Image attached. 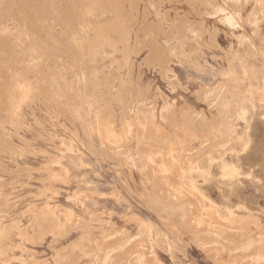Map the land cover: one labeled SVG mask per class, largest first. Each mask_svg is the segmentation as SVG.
<instances>
[{
  "label": "rangeland",
  "instance_id": "1",
  "mask_svg": "<svg viewBox=\"0 0 264 264\" xmlns=\"http://www.w3.org/2000/svg\"><path fill=\"white\" fill-rule=\"evenodd\" d=\"M83 1V9L80 13L84 16H88L91 8L95 6L99 11L104 10L106 14L93 15L92 12L97 13L96 9L90 13L91 16L89 14L92 20L90 24H79L77 27L79 32L76 31L74 37L70 36L78 48L73 45L71 38L65 39L72 42L71 47L75 49L73 56L78 58L76 68L78 69L81 64L83 70H87L89 62L83 59L85 55L80 51L83 48H86L87 52L91 51L89 41L95 43L94 40H97L99 50L96 52L93 49L88 53L87 59H94L93 63L99 72L98 84L93 88L87 84L85 92L87 97L98 106L96 123L98 133L95 138H90L82 122L73 113V107L86 103V99L73 85H70L74 68L68 65L63 66L66 68L58 78L62 88L59 89L61 95L50 90L39 96L40 89H38L35 93L39 97L31 93L27 100L21 103L22 119L18 121L13 118L6 122L7 124L4 123L3 129L0 128V136L4 133L2 140L0 137V216L2 215L0 226L4 230L1 231L3 234L0 236L2 239L0 264H76L73 261L81 250L87 255L86 264H95L101 255L104 256L103 260L98 264H108L112 254L116 255L128 246L130 249L136 247L137 250H132L134 252L132 254L124 253L123 258L115 261V264H264V8H262L264 0H245V2L236 0V4L239 5H234V1L231 3L232 0L227 4L224 0L229 7L222 2L223 0H214L217 3L211 0L210 2L208 0H175L174 2L173 0L172 2L138 0L137 11L131 8L132 0H123L125 8L128 9L126 11L134 16L130 25L122 24L121 21L117 23L123 28L121 30L126 32L125 35L110 33L107 38L104 36L98 39L91 31V27L104 30L105 27L110 26L107 20L118 15L122 16L125 9L120 4L121 0H107L104 5L101 0H96L98 2L94 3H89V0ZM240 1L242 7H239ZM211 3L213 5H210ZM194 4L198 6L194 7ZM219 7L226 11V15L235 18L234 29L226 23V20L223 21L226 15L219 12ZM251 13L254 15L251 16ZM144 14L148 23L153 24L148 31L143 22ZM213 14L217 15L214 17ZM11 18L6 19L1 27L8 26V35H5L3 40L9 44L10 52L1 58L0 78L6 73V81L12 80L10 78L14 76L13 78L21 81L22 84L24 82L27 83L26 86L30 84L33 86L32 82L35 78L42 77V73L47 74L55 64L52 58L54 53L46 48V43L52 37L48 36V40L45 35L40 37L34 34L32 37L34 46L30 48V53H24L19 39L21 37H17L20 36L19 29L22 23L17 18ZM188 20L192 23L190 24ZM177 21L180 26L177 25ZM63 22L61 25L65 23L67 27L70 25L69 22ZM154 25L161 27L162 35L158 34L159 28ZM69 27L71 29L72 26ZM213 28L219 30V35ZM186 29H191L192 37ZM201 32H204V35ZM167 34L168 44L165 40ZM44 37L48 41H45ZM108 39L112 42H108ZM243 39L255 44L260 53L252 54L249 43L247 41L245 43ZM80 43L83 45L81 46ZM155 43L168 52H165V57L169 60L170 71L163 70V73L161 70L164 62L158 58L154 59V56L149 54ZM91 53L96 55H94L96 59ZM68 54L70 55L67 53L66 56H69ZM197 60L199 66L195 68L192 62ZM84 63L88 64L87 67ZM243 67H246L247 71ZM222 69H224L223 75L215 80L214 75ZM89 74L87 79L95 77L94 72ZM224 82L228 83L231 91L229 93L231 104H228L225 114L219 117V110L213 103H219L217 98L219 92L216 89ZM40 84L44 86L45 83ZM212 90L216 92L212 93ZM209 92L214 96L208 95ZM208 96L212 97V100L208 98V101ZM214 97L217 99L215 100ZM205 100L208 101L206 104ZM173 107L177 109L174 110ZM187 109L188 111H185ZM190 109L196 111H192V114ZM165 111H169L168 116L163 114ZM125 112L131 118H128ZM184 112L186 116L192 114L195 118L199 115L198 120L204 122L202 129L181 126ZM138 113L142 117H137ZM174 113L178 118L172 119ZM1 115L5 116L4 112ZM170 118L173 121L176 119L172 121L173 124L170 123ZM126 122L131 124V138L128 139L123 138ZM221 122H224L223 125L220 124ZM141 123L145 126H141ZM149 124L152 125L151 128ZM107 127L108 129L113 127L115 131L112 129L108 132ZM141 127L146 128V131L141 130ZM173 127L177 129L179 127V130L175 128L177 133L174 132ZM212 127H217V131L211 130ZM141 131L146 132L148 137L140 133ZM143 136L146 138L145 142L140 140ZM8 138L11 140L10 145H8L10 142H6L9 141ZM154 142L160 143L159 147ZM145 143L147 144L144 145ZM109 145L114 148L119 145L120 148L113 149ZM147 147L152 151H147ZM140 149L145 152L143 151L142 154ZM159 151L166 152L156 155L160 153ZM146 152L152 154L149 155V159L146 157L148 155H145ZM137 154L141 158H146L142 161L146 162L147 166L143 165L144 163L139 165L142 161L137 159ZM128 159L132 164L128 163ZM152 164L160 166L164 172L173 171L174 176L179 180V182L173 180L167 186L169 195L175 192L179 196H184L187 207L191 210L192 219L187 227L175 226L171 212L161 211L160 203L151 196L152 181L143 173V169L151 168L154 166ZM146 198L149 200H145ZM147 205H151L152 210ZM84 208L101 216H96L92 220L88 213H83ZM46 213L52 219L55 218V221L48 218ZM5 215H8L6 219ZM80 216L97 230H93V236L90 237L85 230L78 228L81 222ZM50 220L52 221L49 222ZM52 223L57 225L53 226ZM183 223L186 225L185 220ZM195 226L199 228L198 231L195 230ZM121 237L125 239L117 243V239ZM193 238L197 241L192 240ZM79 239L83 242H78ZM112 239L117 241L114 243ZM176 239L180 242L178 246L175 244ZM205 248L209 251H205ZM152 249L159 261L153 259ZM147 250L149 251L145 254H149L148 257L144 255V251ZM209 252L216 253V257L210 260ZM60 253L64 254L60 255ZM71 255L73 258L70 257Z\"/></svg>",
  "mask_w": 264,
  "mask_h": 264
},
{
  "label": "bare ground",
  "instance_id": "2",
  "mask_svg": "<svg viewBox=\"0 0 264 264\" xmlns=\"http://www.w3.org/2000/svg\"><path fill=\"white\" fill-rule=\"evenodd\" d=\"M96 0H89V3H94ZM109 1H116V0H109ZM137 1L138 0H132V1H130V3H131V8H132V10H134V11H137V9H138V6L137 5H139L138 3H137ZM175 0H173V2H174ZM177 1H179V0H177ZM193 1V0H192ZM203 1V0H202ZM209 1V0H208ZM212 1H214V0H211V2ZM218 1V0H217ZM226 1V3L228 4L229 3V0H228V2H227V0H225ZM233 1H234V5H239V4H236V0H232V2H231V0H230V2L231 3H233ZM253 1V0H252ZM251 1V2H252ZM96 2H98V1H96ZM101 2H102V4L104 5L105 4V2H107V0H101ZM120 2V1H119ZM124 1L123 0H121V2H120V4H121V6L125 9V11L122 13V16L121 15H118L117 17H115V18H110L109 19V21L107 20V18H106V20H107V22H108V24L110 25V26H108V27H105V29L104 30H99V28L97 27V29H95V28H93V27H91V31H93L95 34L94 35H96V38L98 39V38H104V36H106V38H107V36L110 34V33H116V34H119V35H121V36H123V35H125V31H123V30H121V29H123V28H120V24H117L119 21H121V23L122 24H125V25H130V23H131V21L133 20V14L131 13L130 14V12H127L126 10H128V9H126L125 8V6H124V3H123ZM141 2H143V1H141ZM170 2H172L171 0H170ZM199 2V1H198ZM210 2V1H209ZM209 2H208V4H209ZM215 2V1H214ZM226 6H228L225 2H224V0L222 1ZM244 2H245V0H244ZM250 2V3H251ZM258 2V1H257ZM64 3V4H63ZM113 3H115V2H113ZM179 3V2H178ZM215 3H217V2H215ZM214 3V4H215ZM237 3H238V1H237ZM246 3H248V2H246ZM249 3V4H250ZM260 3V2H259ZM261 3H262V1H261ZM83 4H84V1L83 0H0V61H1V58H4L5 56H4V54H6V53H9L10 52V48L8 47V43H7V41H4L3 39H5L4 37H5V35H8L7 33H8V26H7V28H6V26L5 27H3V28H1L4 24H5V21H6V19H8V18H11V17H14V18H17V20H20L21 21V23H22V27H21V29H19L20 30V36H17V37H21V38H19L21 41V43H22V50H23V52L24 53H30V48H32V46H34V43H33V40H32V37H33V35L34 34H37V35H39L40 37L41 36H46L47 38H48V40H49V37L48 36H51L52 37V39H50L49 41L47 40V39H45V37H44V39H45V41H48L47 43H46V48H47V50L48 51H50V52H52V53H54V54H52V58H53V60H55V64H54V66H52L50 69H49V74L47 73V74H43L42 73V77H37V78H35V80H34V82H32V84H33V86H26V84L27 83H24L23 82V84H25V85H23L22 84V82L21 81H17L15 78H13L12 76V78H10V79H12V80H10V81H6L7 79H5L6 78V76L5 75H7L6 73H5V75L3 74V76L1 77L2 78V81H0V100H2V102H0V103H3V104H0V128H4V123L5 124H7L6 122H9V121H11L13 118H15V119H17L18 121H20L21 119H22V111H21V103L22 102H24L25 100H27V98H28V96L31 94V93H35V91H38V89H40V94H38L39 96H41L42 94H44V92L46 93L47 91H55V92H57L59 95H61L60 94V88H61V86L59 85V83H58V78H59V76H61V73H62V70H65L64 68H66V67H63V66H66V65H68V66H70V67H73L74 69L72 70V72H73V74H74V76H73V79H72V81H70L71 83H70V85L72 86L73 85V87L74 88H76L77 89V91H79L80 93H82V96L86 99V103H80L79 105H76L75 107H73V113H74V115L77 117V119H79L81 122H82V124L84 125V127H85V130H86V132H87V134H88V136L90 137V138H95V136H97V133H98V128H97V126H96V123H97V118H98V112H97V109H98V106H97V103L96 104H94L93 102L94 101H92V100H90L89 99V97H87V93L85 92L86 91V87H87V84H89V86L90 87H96L97 86V84H98V82H97V75H98V69L96 68V66L94 65V59H91V60H88L87 59V57H89L88 55V53H90V52H92V50L94 49L96 52H97V50H99V49H97V44H96V41L97 40H94L95 41V43H92V41H89V43H91L90 44V50L91 51H88L87 52V50H86V48L84 49L83 47V49H81V53L82 54H84L85 56H83V59H85L86 61H88L89 62V66L87 67V65L85 64L86 63V61H85V65H86V67H87V70H83L82 68H81V64L79 65V68L77 69L76 68V66L78 65L76 62L78 61V58H76L75 56H73V53H75V49L73 48V47H71V45H72V42H70L69 40H66L65 38H67V37H69V38H71L70 36H73V34L76 32V31H78V29H77V27H79V24L80 25H88V24H90V22L92 21L91 19H90V16H91V12L92 11H96V9H97V13H93L92 12V14L93 15H100V14H102V13H104V14H106L105 12H104V10H102V11H99V8L98 7H94V8H91V12H89V14H90V16H89V14H88V16H84L82 13H80V12H82V9H83ZM115 4H117V3H115ZM119 4V5H120ZM159 4H161V2L159 3ZM180 4V3H179ZM185 4H187V1H186V3ZM191 4V3H190ZM208 4L206 5V6H208ZM244 4V3H243ZM248 4V5H249ZM118 5V4H117ZM203 5V4H202ZM210 5H213L212 3L210 4ZM215 5H217V4H215ZM242 4H241V1H240V6L239 7H242L241 6ZM246 5V4H245ZM259 5V4H258ZM262 5H263V3H262ZM188 6V5H187ZM198 6V5H197ZM197 6H195V4H194V7H197ZM219 6V5H218ZM218 6H217V8H218ZM193 7V6H192ZM211 7V6H210ZM221 7V6H220ZM219 7V12L220 13H224L223 15H226L225 13H226V11L224 10V9H222V8H220ZM229 7V6H228ZM235 7H238V6H235ZM255 7H256V5H255ZM261 7V6H260ZM260 7H258V8H260ZM190 8V7H189ZM200 8H201V6H200ZM199 8V9H200ZM246 7H244V9H245ZM262 8H264V7H262ZM203 9V8H202ZM215 10H216V7L214 8ZM238 9V8H237ZM242 9V8H241ZM145 10V9H144ZM259 10H261V8L259 9ZM197 11V10H196ZM238 11H239V9H238ZM240 11H242V10H240ZM262 11V10H261ZM264 11V10H263ZM98 12H100V13H98ZM145 12H146V10H145ZM147 13V12H146ZM218 13V12H217ZM242 13V12H241ZM253 13V12H252ZM251 13V14H252ZM103 14V15H104ZM206 14V13H205ZM257 14H258V12H257ZM256 14V15H257ZM148 15V14H147ZM187 15V14H186ZM195 15V14H194ZM202 15V14H201ZM204 15V14H203ZM209 15V14H208ZM214 15V17H215V15H217V14H213ZM212 15V16H213ZM238 15H240L239 13H238ZM254 14H252L251 16H253ZM255 15V17H257ZM197 16V15H196ZM200 16V15H199ZM206 17H207V14L205 15ZM204 16V17H205ZM211 16V17H212ZM237 16V15H236ZM241 16V15H240ZM239 16V17H240ZM250 16V15H249ZM95 17V16H94ZM105 17V16H104ZM144 19H143V22H144V25L146 26V30L148 31V29L150 28V25H153V24H149L148 23V20H146L147 18V16H146V14H144ZM183 16H181V18H182ZM185 17V16H184ZM203 17V16H202ZM213 17V18H214ZM263 17H264V15H263ZM96 18V17H95ZM95 18H93V19H95ZM208 18H210V17H208ZM250 18V17H249ZM249 18H248V20H249ZM252 18V17H251ZM12 19V18H11ZM185 19V18H184ZM188 19V18H187ZM186 19V20H187ZM222 19V18H221ZM253 19H254V17H253ZM264 19V18H263ZM16 20V19H15ZM63 20H64V22L66 21V22H69V24L72 26L71 27V29H70V25H68V27L66 26V23H65V25H61V22H63ZM129 20V21H128ZM136 20V19H135ZM182 20V19H181ZM185 20V21H186ZM202 20V19H201ZM225 20H226V23H228L229 25H231V27H233V29L236 27L235 26V18L232 16V15H226V17L223 19V21L225 22ZM242 20H243V18H242ZM189 21V20H188ZM240 21H241V19H240ZM239 21V22H240ZM63 22V23H64ZM176 22V21H175ZM190 22V24L192 23V21H189ZM195 22V21H194ZM219 22H222V21H219ZM256 22V21H255ZM62 23V24H63ZM179 23H180V21H179ZM183 23V22H182ZM245 23V22H244ZM3 24V25H2ZM10 24V23H9ZM68 24V23H67ZM163 23H161V25H162ZM186 24H187V22H186ZM206 24V23H205ZM221 24V23H220ZM225 24V23H224ZM258 24V23H257ZM92 25V24H91ZM177 25H179L178 24V21H177ZM195 25V24H194ZM204 25V24H203ZM237 25V24H236ZM154 26H156V27H158L159 28V30H157L158 31V34L159 35H162L163 33V31H161L160 29H161V27H159V25H154ZM180 26V25H179ZM183 26V25H182ZM188 26H190L189 24H188ZM197 26V25H196ZM206 26V25H205ZM227 26V25H226ZM252 26V25H251ZM254 26H257V25H254ZM81 27V26H80ZM82 27H84V26H82ZM191 27V26H190ZM195 27V26H194ZM198 27H200V26H198ZM214 27V26H213ZM110 28V30L108 31V29ZM181 28V27H180ZM196 28V27H195ZM201 28V27H200ZM203 28V27H202ZM238 28V27H237ZM85 29V28H84ZM154 29H155V27H154ZM162 30H164V29H162ZM193 30H195V29H193ZM203 30H205V28L203 29ZM208 30V29H207ZM210 30V29H209ZM213 30H214V28H213ZM11 31V30H10ZM169 31V30H168ZM182 31V30H181ZM200 31V30H199ZM215 32L217 31V30H214ZM13 32V31H12ZM79 32V31H78ZM80 32H81V28H80ZM83 32H84V30H83ZM186 32H188L189 34H190V32H192L191 31V29L189 30H187L186 29ZM207 32V31H206ZM219 32V30L217 31V33ZM169 33V32H168ZM184 33V32H183ZM183 33H182V35H183ZM188 33H186V34H188ZM202 33V32H201ZM208 33H210V32H208ZM214 33V32H213ZM216 33V34H217ZM12 34V33H11ZM77 34V33H76ZM147 34V33H146ZM193 33H191L190 34V36L192 35ZM78 35V34H77ZM76 35V36H77ZM169 35H170V33H169ZM168 34L166 35L167 37L169 36ZM182 35H180L179 34V36H182ZM196 35H198V33L196 32ZM195 35V36H196ZM202 35H204V32L202 33ZM205 35H207V34H205ZM214 35H215V33H214ZM218 35H219V33H218ZM226 35V34H225ZM74 36H75V34H74ZM73 36V37H74ZM195 36H193V37H195ZM227 36V35H226ZM234 36V35H233ZM16 37V36H15ZM50 37V38H51ZM158 37V36H157ZM166 37V38H167ZM192 37V36H191ZM197 37V36H196ZM195 37V38H196ZM198 37H199V35H198ZM217 37V36H216ZM239 37H240V35H239ZM14 38V37H13ZM80 38V37H79ZM105 38V39H106ZM123 38H125V37H123ZM159 38V37H158ZM165 38V40H166V44H168V42H169V37L166 39ZM183 38V37H182ZM186 38V37H185ZM194 38V39H195ZM213 38V37H212ZM241 38H243V37H241ZM179 39H181V38H179ZM196 39H198V38H196ZM201 39V38H200ZM203 39V38H202ZM201 39V40H202ZM215 39H217V38H215ZM240 39V38H239ZM10 40V39H9ZM13 40V39H12ZM16 40H18V39H16ZM71 41H73L72 40V38L70 39ZM100 40V39H99ZM98 40V41H99ZM103 40V39H102ZM172 40V38H171V36H170V41ZM201 40H199L200 42H201ZM212 40V39H211ZM231 40H232V38H231ZM244 40V39H243ZM242 40V41H243ZM19 41V40H18ZM107 40H105V42H106ZM215 41V40H214ZM217 41V40H216ZM241 41V40H240ZM245 41V43H247L248 41H250V40H244ZM247 41V42H246ZM101 42V41H100ZM108 42H112V41H110V39H108ZM155 42H156V40H155ZM71 43V44H70ZM154 43V42H153ZM191 43H192V41H191ZM249 43V42H248ZM40 43H38V45H39ZM44 44V43H43ZM81 44V46L83 45L82 43H80ZM87 44V43H86ZM73 45H75L76 46V44L74 43V41H73ZM110 45V44H109ZM198 45L199 46H201L200 45V43H198ZM208 45V44H207ZM37 46V45H36ZM41 46H43V45H41ZM79 46V45H78ZM183 46H185V45H183ZM45 47V46H44ZM77 47V46H76ZM191 47H193V46H191ZM191 47H190V49H191ZM78 48V47H77ZM99 48V47H98ZM101 48V47H100ZM173 48V47H172ZM200 48H202V47H200ZM45 49V48H44ZM80 49V48H79ZM207 49V48H206ZM78 50V49H77ZM88 50H89V48H88ZM172 50V49H171ZM176 50V49H175ZM183 50V52H184V49H182ZM196 50V49H195ZM249 50H250V52L252 53V54H257V53H260V51H259V49L257 48V46L255 45V44H252V43H249ZM178 51V50H177ZM150 53V55L152 54V56H154V59L155 58H158V59H160V60H162L163 62H164V64L162 63V65H161V63H160V65L162 66V70L161 71H163V70H166V71H170L171 69H170V65H169V60H168V58H166L165 56V52L166 53H168L167 51H164V48H162V46H160V45H158V44H154L153 46H152V48H151V51H149ZM183 52H182V55H183ZM196 52V51H195ZM195 52H192V53H195ZM198 52V51H197ZM18 53H19V51H18ZM21 53V52H20ZM67 53H70V55L72 54V56H70L69 54V56H66V54ZM85 53H87V54H85ZM185 53V52H184ZM192 53H190V54H192ZM199 53H201V51L199 52ZM36 54V53H35ZM78 54V53H77ZM97 54V53H96ZM148 54V56H150ZM190 54H188L189 55V59L191 60V58H190ZM197 54V53H196ZM20 55V54H19ZM79 55V54H78ZM91 55L92 56H94L92 53H91ZM179 55H180V53H179ZM181 55V56H182ZM185 55V54H184ZM193 55V54H192ZM254 55H252V56H254ZM258 55V54H257ZM65 56V57H64ZM92 56H90V57H92ZM96 56V55H95ZM95 56H94V58H95ZM151 56V57H152ZM180 56V57H181ZM47 57V56H46ZM72 57V58H71ZM85 57V58H84ZM93 58V57H92ZM149 58V57H148ZM185 58V57H184ZM183 58V59H184ZM203 58V57H202ZM20 59V58H19ZM45 59V58H44ZM49 59V58H48ZM47 59V60H48ZM90 59V58H89ZM96 59V58H95ZM147 59V58H146ZM31 60V59H30ZM189 60V61H190ZM204 60H206V59H204ZM96 61V60H95ZM28 62V61H27ZM48 62V61H47ZM151 62H152V60H151ZM44 63V62H43ZM43 63H41V64H43ZM245 62H243V64H244ZM150 64H153V63H150ZM192 64L193 65H195V68H197L198 66H199V63H198V60L197 61H194V62H192ZM246 64V63H245ZM244 64V65H245ZM2 65V64H1ZM4 65V64H3ZM28 65V64H27ZM31 65V64H30ZM45 65V64H44ZM83 65V64H82ZM247 65V64H246ZM29 66V65H28ZM40 66H42L43 67V65H40ZM38 67V66H37ZM46 67V66H45ZM61 67V68H60ZM84 67V66H83ZM160 67V66H159ZM2 68V67H1ZM5 68H7V67H5ZM36 68V67H35ZM246 67H243V69L245 70V71H247L246 69H245ZM42 69V68H41ZM2 70V69H1ZM0 70V71H1ZM4 70V69H3ZM43 70H45V69H43ZM10 71V70H9ZM37 71V70H36ZM40 71V70H39ZM2 72V71H1ZM5 72V71H4ZM7 72V71H6ZM34 72H35V70H34ZM46 72V71H45ZM50 72H52L51 73V75H50ZM89 72L90 73H92V72H94V74H95V77H92V78H90L89 77V79H87V76H89L90 74H89ZM251 72V71H250ZM249 72V73H250ZM8 73V72H7ZM12 73H14V72H12ZM39 74H40V72H38ZM163 73H164V71H163ZM172 73V72H171ZM223 73H224V69H222L221 71H219V72H217L214 76H215V80H217V78H219V77H221L222 75H223ZM16 74V73H15ZM14 74V75H15ZM161 74V73H160ZM174 74V73H173ZM173 74H171V75H173ZM1 75V74H0ZM13 75V74H12ZM17 75H18V73H17ZM44 75V76H43ZM92 75V74H91ZM25 76V75H24ZM250 76V75H249ZM10 77V76H9ZM8 77V78H9ZM19 77V76H18ZM251 77H253V76H251ZM0 78V79H1ZM17 78V77H16ZM19 79H20V77H19ZM25 79V78H24ZM24 79H22V80H24ZM176 79V78H175ZM165 80H166V78H165ZM107 81V80H106ZM175 81V80H174ZM27 82V81H26ZM45 83L44 84V86H42V84H40V83ZM178 83V82H177ZM67 85H68V83H67ZM64 87V86H63ZM219 88H217L216 90L219 92L218 93V100H219V103H213L216 107H217V109L219 110V117L220 116H223L224 114H225V110L227 109V106H228V104L230 103L231 104V100H230V98H229V93H231V91H229V85H228V83L226 84L225 82L224 83H222V84H220V86H218ZM104 88V87H103ZM128 88V87H127ZM133 88V87H132ZM37 89V90H36ZM62 89V88H61ZM213 89V88H212ZM46 90V91H45ZM202 90V89H201ZM215 90V89H214ZM213 91V90H212ZM64 92V91H63ZM143 92V91H142ZM203 92V91H202ZM205 92V91H204ZM214 92H216V91H213L212 93H214ZM146 93V92H145ZM200 93H201V91H200ZM210 94H208V95H212V96H214V94H211V92H209ZM36 95H37V93H35ZM147 94V93H146ZM146 94H144V96L146 95ZM207 94V93H206ZM217 94V93H216ZM37 95V96H38ZM122 95V94H121ZM120 95V96H121ZM38 96V97H39ZM205 96H207V95H204V97ZM217 96V95H216ZM215 96V97H216ZM203 97V99H206V98H204ZM214 97V98H215ZM166 98V97H165ZM164 98V99H165ZM208 98H209V96L207 97V100H208ZM211 98V100H212V97H210ZM209 98V99H210ZM213 98V99H214ZM217 98H215V100L217 99ZM118 99H120V98H118ZM124 99V98H123ZM203 99H201V101H203ZM31 100V99H30ZM73 101V100H72ZM167 101H168V99H167ZM166 101V102H167ZM199 101H200V99H199ZM209 101V100H208ZM208 101H206L205 100V104H206V102H208ZM95 102H97V99H96V101ZM165 102V103H166ZM8 103H13V104H9L8 105ZM125 103V102H124ZM164 103V104H165ZM168 103V102H167ZM121 104H123V100H121ZM213 104H210V105H213ZM26 105V104H25ZM167 105V104H166ZM213 105V108H215V106ZM123 106V105H122ZM155 106V105H154ZM169 106V105H168ZM124 107V106H123ZM190 107V106H189ZM140 109H142V107H139ZM157 108V107H156ZM164 108V107H163ZM175 107H173V109H174ZM192 108V107H191ZM211 108V107H210ZM124 109V108H123ZM177 108H175L174 110H176ZM144 110V109H143ZM154 110V109H153ZM157 110V109H156ZM164 110V109H163ZM167 110H168V108H167ZM191 110V109H190ZM212 110V109H211ZM124 111V110H123ZM147 111H149V110H147ZM151 111V110H150ZM155 111V110H154ZM182 111V110H181ZM185 111H188V109L187 110H185ZM192 111H194V110H191L190 112L193 114V112ZM196 111V110H195ZM194 111V112H195ZM3 112H4V114H5V116H2L1 114H3ZM139 112H141V111H139ZM145 112V111H144ZM157 112V111H156ZM166 112V111H165ZM163 113V114H167L168 112H166V113ZM174 112V111H173ZM189 112V113H190ZM126 113V115L128 116V114H127V112H125ZM149 113V112H148ZM151 113H152V111H151ZM176 113V112H175ZM175 113H174V117H172V119L173 118H178L177 116H175ZM197 113V112H196ZM203 113V112H202ZM205 113V112H204ZM129 114H130V112H129ZM132 114V113H131ZM141 114V113H140ZM169 114H171V113H169ZM177 114V113H176ZM184 114H185V112H184ZM191 114V116H189V115H187L186 116V114L184 115V118H185V116L187 117V118H183V116H182V120H183V125L182 124H180L181 126H184V127H187V126H190V129H198V128H200L202 125L204 126V122H202V121H200V120H198V116H196V115H194V116H196L197 118H195V117H193V115ZM152 115V114H151ZM202 115V114H201ZM138 116H141V115H139V113H138V115H137V117ZM166 116H168V114L166 115ZM210 116H211V114H210ZM130 116H128V118H129ZM142 117V116H141ZM154 117V116H153ZM152 117V119H155V118H153ZM204 117V116H203ZM205 117H206V115H205ZM204 117V118H205ZM108 118V117H107ZM127 118V117H126ZM131 118V117H130ZM151 118V117H150ZM202 117H200V119H201ZM207 118V117H206ZM109 119H111V118H109ZM114 119V118H113ZM163 119V118H162ZM161 119V120H162ZM168 119V118H167ZM214 119V118H213ZM213 119H212V121H213ZM107 120V119H106ZM170 120V123H172V121L173 120H171V118L169 119ZM168 120V121H169ZM176 120V119H175ZM174 120V121H175ZM104 121V120H103ZM110 121V120H109ZM109 121H108V123H109ZM113 121V120H112ZM115 121V120H114ZM139 121V120H138ZM145 121H146V119H145ZM144 121V122H145ZM165 121H166V119H165ZM173 121V122H174ZM178 121V120H177ZM176 121V122H177ZM205 121H207V120H205ZM107 122V121H106ZM141 122H142V120H141ZM143 122V123H144ZM167 122V121H166ZM179 122V121H178ZM209 122V121H208ZM101 123H102V121H101ZM104 123V122H103ZM153 123V122H152ZM152 123H150V124H152ZM180 123V122H179ZM206 123V122H205ZM214 123V122H213ZM223 123L224 122H221L220 124L221 125H223ZM19 124H21V123H19ZM106 124V123H105ZM126 124V127H125V129H124V133H123V138H125V139H128V138H131V124H130V122H126L125 123ZM145 124V123H144ZM142 125V123H141V126H145V125ZM150 124H149V126H150ZM166 125H170L169 123L167 124V123H165ZM173 124V123H172ZM177 124V123H176ZM23 125V124H22ZM114 123H113V127H114ZM154 125H155V122H154ZM208 125H210V123H208ZM108 126V125H107ZM149 126H148V128H149ZM152 126V125H151ZM151 126H150V128H151ZM205 126L207 127V124H205ZM109 127V126H108ZM108 127H107V129H108ZM112 127V129H114ZM184 127H180V128H184ZM221 127V126H220ZM101 128V127H100ZM149 128V129H150ZM174 128V127H173ZM176 129H177V127H175ZM175 128H174V130H175ZM216 128L217 127H212L211 128V130H216ZM20 129V128H19ZM103 129H104V127H103ZM102 129V130H103ZM111 129V127H110V129H108V132H109V130H112ZM143 129V127H141V130ZM146 129V128H145ZM145 129H143V130H145ZM201 129H202V127H201ZM106 130V129H105ZM177 130H179V127H178V129ZM177 130H175L174 132H176L177 133ZM181 130V129H180ZM204 130V129H203ZM207 130V129H206ZM107 131V130H106ZM105 131V133L106 134H108L109 135V133H107ZM113 131H115V129L113 130ZM146 131V130H145ZM150 131V130H149ZM153 131H155V129L153 130ZM161 131V130H160ZM171 131H172V129H171ZM182 131V130H181ZM201 131V130H200ZM205 131V130H204ZM204 131H202V132H204ZM217 131V130H216ZM152 132V131H151ZM173 132V131H172ZM173 132V133H174ZM113 133V132H112ZM116 133H117V131H116ZM140 133H142V131L140 132ZM146 132H144V133H142L143 135L145 134ZM154 133V132H153ZM156 133H157V131H156ZM178 133H180V132H178ZM182 133H183V131H182ZM198 133V132H197ZM7 134V133H6ZM6 134H5V136H6ZM110 134H111V132H110ZM121 134V133H120ZM119 134V135H120ZM141 134V135H142ZM155 134V133H154ZM161 134V133H160ZM4 135V133L0 136L1 137V140H2V136ZM146 135V134H145ZM165 135V134H164ZM16 136V135H15ZM102 136H103V134H102ZM154 136V135H153ZM158 136H161V135H158ZM157 136V137H158ZM168 136V135H167ZM167 136H165V137H167ZM170 136H172V135H170ZM104 137V136H103ZM106 137L108 138V136L106 135ZM117 137V136H116ZM119 137V136H118ZM121 137V139H123L122 138V136H120ZM138 138H139V136H137ZM136 137V138H137ZM146 137H148V135H146ZM150 137H152V136H150ZM156 137V136H155ZM156 137V138H157ZM7 138V137H6ZM137 138V139H138ZM159 138V137H158ZM162 138V137H161ZM9 139V138H8ZM104 140H105V138H103ZM148 139H150V138H148ZM171 139H172V137H171ZM173 139H174V137H173ZM4 140H5V138H4ZM7 140V139H6ZM129 140H131V139H129ZM140 140H142L143 142H145L146 141V138L143 136V139H142V137H141V139ZM145 140V141H144ZM159 140V139H158ZM11 140L9 139V141H6V142H10ZM123 141V140H122ZM153 141V140H152ZM157 141V140H156ZM143 142H141V144L143 143ZM166 142V141H165ZM171 142V140L169 141V143ZM4 143V142H3ZM105 143H107V145H108V142L107 141H105ZM152 143V142H151ZM154 143H157V142H154ZM167 143V142H166ZM165 143V144H166ZM11 144V142L8 144V145H10ZM147 143H145L144 145H146ZM3 146H4V144H2ZM13 145V144H12ZM11 145V146H12ZM123 145V144H122ZM139 145H140V143H139ZM158 145H160V143L158 144L157 143V146ZM162 146H163V144H161ZM169 145V144H168ZM178 145V144H177ZM6 146V145H5ZM100 146H102V144L100 145ZM99 145H98V147H100ZM110 146V145H109ZM153 146H154V144H153ZM152 146V147H153ZM157 146H155V147H157ZM164 146H166V145H164ZM163 146V147H164ZM170 146H171V143H170ZM174 146H176V145H174ZM111 147V146H110ZM116 148H114L113 146L111 147V148H113V149H117V148H120V146L118 145V147L117 146H115ZM149 147H151V146H149ZM159 147V146H158ZM162 147V148H163ZM167 147V146H166ZM179 147V146H178ZM4 148H6V147H4ZM9 148V147H8ZM141 148H142V146H141ZM148 148V147H147ZM154 148V147H153ZM167 148H169V146L167 147ZM3 149V148H2ZM142 149H144V148H142ZM142 149H140V150H142ZM146 149V148H145ZM156 149V148H155ZM159 149V148H158ZM166 149V148H165ZM4 150V149H3ZM10 150V149H9ZM128 150V149H127ZM127 150L125 151V152H127ZM137 150H139V149H137ZM147 151H149V148L148 149H146ZM162 150V149H161ZM0 151H1V149H0ZM14 151V150H13ZM144 150H142V151H140L141 153L143 152ZM150 151H152V150H150ZM149 151V152H150ZM156 150H153V152H155ZM20 152V151H19ZM117 152V151H116ZM115 151H114V153H116ZM121 152V151H120ZM122 152H124V149L122 150ZM122 152H121V155H122ZM145 152V151H144ZM156 152H158V150L156 151ZM160 152V151H159ZM162 152H166V151H161L159 154L157 153L156 155H160ZM108 153V152H107ZM130 153V152H129ZM128 153V154H129ZM106 154V153H105ZM110 154H112V152H110ZM143 154V153H142ZM154 154V153H153ZM163 154V153H162ZM161 154V155H162ZM135 155V154H134ZM145 155H148V156H146V157H148V159H149V155H152V154H148L147 152L145 153ZM145 155H143V157H145ZM155 155V156H156ZM164 155H166V154H164ZM163 155V156H164ZM119 156V155H118ZM129 155H127V157H128ZM136 156H138V154L136 155ZM142 156V155H141ZM168 156H170V155H168ZM110 157H112V156H110ZM121 157H123V156H121ZM125 157V156H124ZM151 157V156H150ZM114 158V157H113ZM118 158V157H117ZM132 158V157H131ZM122 159V161H124L123 160V158H121ZM125 159V158H124ZM137 159H140V162L142 161V159H144V160H146V158H141V157H139L138 156V158ZM166 159H168V157H167V155H166ZM135 160H136V158H135ZM134 160V161H135ZM133 161V162H134ZM139 162V163H140ZM148 162V161H147ZM125 163H127V162H125ZM128 163H130V164H132L131 162H129V159H128ZM138 163V162H137ZM144 162L142 161L139 165H141V164H143ZM146 163V162H145ZM143 164V165H146V164ZM149 163V165H150V162H148ZM135 164V163H134ZM152 165H154V164H152ZM147 166V165H146ZM151 166V165H150ZM149 166V167H150ZM48 167V166H47ZM127 167V166H126ZM131 167V166H130ZM129 167V168H130ZM145 167V166H144ZM132 168H133V166H132ZM148 167H146V169H143V173L144 174H146L148 177L147 178H149V179H151L150 181H152V182H150L151 184L150 185H153L152 187H150L151 189L153 188V192H152V195L151 196H153V199L155 198V200H157L159 203H160V206H159V209L161 210V211H166V210H168L169 212H171V214H172V217H173V222H174V225L175 226H178V225H182V226H184V227H187V225L191 222V219H192V213H191V210L190 209H188V207H187V202H186V200L184 199V196H179V195H177V193H175V192H172L171 193V195H169V193H170V191H169V187L167 186L169 183H172L171 181H175V180H177L178 182H179V180L174 176V172L173 171H170V170H167L166 172H164V171H162L161 170V168H160V166H152L151 168H148ZM175 170V169H174ZM131 171V170H130ZM142 172H141V174H142ZM5 173V172H4ZM147 182H148V180H147ZM149 183V182H148ZM153 183V184H152ZM170 185V184H169ZM6 186V185H5ZM4 186V187H5ZM2 187V186H1ZM50 189V188H49ZM146 194H147V192H146ZM145 194V195H146ZM150 195V194H149ZM148 195V196H149ZM119 197V196H118ZM146 197V196H145ZM121 198V197H120ZM151 198V197H150ZM152 199V200H153ZM145 200H149V199H145ZM154 200V201H155ZM124 201H126V200H124ZM150 202H153V201H151L150 200ZM146 204H148V203H146ZM151 204V203H150ZM156 204H158V203H156ZM155 204V205H156ZM152 205V204H151ZM150 205V206H151ZM155 205H154V209H155ZM148 206V205H147ZM150 206H148V207H150ZM161 206H163V207H161ZM131 208V207H130ZM3 209H5L6 210V208H3ZM83 209V208H82ZM153 209V210H154ZM150 210H152L151 209V207H150ZM156 210V209H155ZM45 211V210H44ZM1 212V211H0ZM6 212H8V211H6ZM88 213V215L89 216H91V219L92 220H94L95 219V217L97 216L94 212H92L91 210H89V209H87V208H84V210H83V213ZM159 213H160V211H158ZM84 213V214H85ZM162 213V212H161ZM191 213V214H190ZM1 214H3V211H2V213ZM48 213H46L45 215L46 216H48V218L50 217L49 215H47ZM50 215H51V213H49ZM28 215V214H27ZM52 215H54V214H52ZM69 215V214H68ZM165 215V214H164ZM8 215H5L4 217H5V219H6V217H7ZM71 216V215H70ZM99 216H101V215H99ZM99 216H97V217H99ZM1 217V219H2V215L0 216ZM37 217V216H36ZM39 217V216H38ZM72 217V216H71ZM81 217V216H80ZM163 217H166V216H163ZM191 217V218H190ZM168 217H166V219H167ZM171 218V217H170ZM39 219V218H38ZM50 219H52L51 217H50ZM55 218H53L52 220H54ZM165 219V218H164ZM169 219V218H168ZM45 220V219H44ZM52 220H50L49 222H51ZM70 219H68V221H69ZM76 220H78V219H76ZM79 220H80V218H79ZM184 220H185V223H186V225L183 223L184 222ZM3 221H4V219H3ZM37 221V220H36ZM55 221V220H54ZM83 221V222H82ZM44 222V221H43ZM48 222V221H47ZM80 222V221H79ZM78 222V223H79ZM57 223V222H56ZM55 223V224H56ZM77 223V224H78ZM13 224V223H12ZM51 224V223H50ZM53 224V223H52ZM58 224V223H57ZM56 224V225H57ZM0 225H1V223H0ZM15 225V224H14ZM46 225V224H45ZM44 225V226H45ZM56 225H54L53 224V226H56ZM92 224H89V222H87V221H84V220H82V217H81V222L78 224V228H81V230L83 229V231L85 230V232L86 233H88V235H90V237L91 236H93L92 235V233H93V230H96V229H94V227H92L91 226ZM6 226H8V225H6ZM40 226H42V225H40ZM53 226H49V227H53ZM46 227V226H45ZM58 227V226H57ZM3 228V227H2ZM1 228V226H0V236L3 234H1V231L3 230ZM8 228V227H7ZM176 228V227H175ZM9 229V228H8ZM10 229H12V228H10ZM44 229V228H43ZM47 229V228H46ZM56 229H58V228H56ZM171 229V228H170ZM16 230V229H15ZM195 230L196 231H198L199 230V228L198 227H196L195 226ZM4 231V230H3ZM14 231V230H13ZM20 231V230H19ZM70 231V230H69ZM82 231V232H83ZM97 231V230H96ZM105 232H106V230H104ZM104 231H102L104 234H106ZM12 232V231H11ZM10 232V233H11ZM51 232V231H50ZM5 234V233H4ZM44 234H46L45 233V231H44ZM70 234V233H69ZM87 235V236H88ZM160 235H162V234H160ZM8 237V236H7ZM161 237V236H160ZM39 238V237H38ZM54 238V237H53ZM58 238V237H57ZM124 238V237H123ZM122 237L120 238V239H117L116 241H117V243L119 242V240H121V239H123ZM43 239V238H42ZM55 239V238H54ZM125 239V238H124ZM141 239V238H140ZM0 240H2L1 238H0ZM142 240V239H141ZM140 240V241H141ZM143 240H144V238H143ZM192 240H195V241H197V239L196 238H193ZM112 241L115 243L116 241H114L113 239H112ZM111 241V242H112ZM139 241V242H140ZM145 241H147V240H145ZM176 242H175V244L178 246L179 245V241L176 239L175 240ZM1 242V241H0ZM78 242H83L82 241V239H79L78 240ZM113 242L111 243V244H113ZM162 242V241H161ZM101 243H103V242H101ZM108 243V242H107ZM110 243V242H109ZM160 243V242H159ZM121 244V243H120ZM127 244V243H126ZM135 244V243H134ZM145 244V243H144ZM71 245H73V244H71ZM105 245V244H104ZM108 245V244H107ZM137 245V244H136ZM135 245V246H136ZM149 245V244H148ZM160 245V244H159ZM123 246V245H122ZM128 246V245H127ZM133 246V245H132ZM131 246V247H132ZM135 246H133V247H135ZM161 246H163V245H161ZM160 246V247H161ZM75 247V246H74ZM103 247V246H102ZM106 247V246H105ZM149 247V246H148ZM167 247V246H166ZM204 247V246H203ZM69 248V247H68ZM95 248H97V247H95ZM122 248V247H121ZM120 248V249H121ZM135 249H136V247H135ZM135 249H130V247L128 246V247H126V249H122V251H120L119 253H117L116 255H111V257H110V260H109V263L108 264H115V261H117L118 259H120L121 257H122V255L124 254V253H134L132 250H135ZM180 249V248H179ZM69 250V249H68ZM67 250V251H68ZM71 250H72V248H71ZM70 250V251H71ZM137 250V249H136ZM135 250V251H136ZM181 250V249H180ZM205 251H209L208 249H204ZM2 250H1V248H0V252H1ZM148 251L149 250H147V252H145L144 251V255H147V254H145V253H148ZM182 251V250H181ZM214 251V250H213ZM6 252V251H5ZM91 252V251H90ZM65 253V252H64ZM63 253V254H64ZM136 253V252H135ZM151 253H153V255H154V258L153 259H155V260H158V258H156L155 256V253H154V250L152 249V252ZM205 253V252H204ZM63 254H61L60 253V255H63ZM75 254V253H74ZM130 254V255H131ZM186 254V253H185ZM65 256L67 255L66 253L64 254ZM70 255V254H69ZM68 255V256H69ZM128 255V254H127ZM143 255V254H142ZM149 255V254H148ZM148 255H147V257H148ZM65 256H63V257H65ZM125 256V255H124ZM208 256H209V258H210V260H212V259H214V257H216V253H213V252H209L208 253ZM67 257V256H66ZM70 257H72V255L70 256ZM104 256L103 255H101V256H99V260L95 263V264H98L99 262H100V260H103L102 258H103ZM73 258V257H72ZM123 258V257H122ZM232 258V257H231ZM244 258V257H243ZM219 259V258H218ZM72 260L73 259H71V263H73V262H75L76 264H86L87 262H86V260H87V255H86V253L85 252H83L82 250L80 251V253L75 257V259H74V261L72 262ZM124 262L126 261V258H125V260H123ZM159 261V260H158ZM70 262V261H69ZM65 263V262H64ZM127 263V262H126ZM67 264V263H66ZM128 264V263H127Z\"/></svg>",
  "mask_w": 264,
  "mask_h": 264
}]
</instances>
